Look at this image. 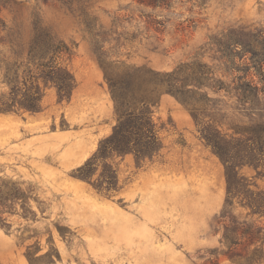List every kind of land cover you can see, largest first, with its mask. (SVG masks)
Here are the masks:
<instances>
[{
	"label": "rangeland",
	"instance_id": "374dc122",
	"mask_svg": "<svg viewBox=\"0 0 264 264\" xmlns=\"http://www.w3.org/2000/svg\"><path fill=\"white\" fill-rule=\"evenodd\" d=\"M0 18L2 68L38 73L29 48L48 35L68 47L55 61L76 82L69 102L40 82L39 112L0 113V264H264V207L247 205L264 206V162L236 169L246 189L227 205L221 160L169 94L152 108L156 156L137 163L107 149L76 171L116 123L100 60L162 72L198 61L230 84L212 40L264 28V0H0ZM209 94L220 111L206 120L222 132L264 122Z\"/></svg>",
	"mask_w": 264,
	"mask_h": 264
},
{
	"label": "trees",
	"instance_id": "16d2710c",
	"mask_svg": "<svg viewBox=\"0 0 264 264\" xmlns=\"http://www.w3.org/2000/svg\"><path fill=\"white\" fill-rule=\"evenodd\" d=\"M135 1L140 5L164 7L170 0ZM4 29L5 23L0 18V35ZM212 43L225 62L226 72L233 76L230 84L217 78L212 67L198 61L182 62L173 70L162 72L147 65L121 64L111 68L100 60L116 123L111 134L100 141L96 154L76 171L81 173L97 154L107 149L119 155L131 153L137 163L156 156L161 144L152 120V108L163 94H169L189 111L200 137L221 160L227 187L226 204L230 205L232 198L245 192L244 179L238 177L236 169L244 165L257 169L264 162V122L233 125L232 133L222 132L208 122L215 121V113L220 111L219 99L211 97L209 91L234 97L235 108L248 117H264V28L230 29L221 37H214ZM61 53H68V47L62 42L55 44L47 35L41 44L34 43L29 48V60L37 62L38 73L24 75L19 66L2 68L0 63L1 79L8 87L7 93L0 94V113L39 112L43 95L40 82L53 86L60 101L69 102L76 82L55 61ZM247 205L254 213L263 212L262 201L254 200Z\"/></svg>",
	"mask_w": 264,
	"mask_h": 264
}]
</instances>
